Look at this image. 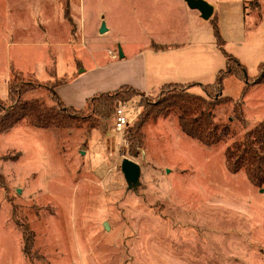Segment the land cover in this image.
Returning <instances> with one entry per match:
<instances>
[{
  "label": "rangeland",
  "instance_id": "obj_1",
  "mask_svg": "<svg viewBox=\"0 0 264 264\" xmlns=\"http://www.w3.org/2000/svg\"><path fill=\"white\" fill-rule=\"evenodd\" d=\"M223 3L211 26L192 35L175 27L174 0H0V98L7 106L11 83L22 99L54 105L50 86L68 79L61 91L76 102L78 87H119L154 43L187 42L174 58L202 76L172 83L207 98L231 96L213 109L214 120L237 132L207 146L182 130L176 112L148 116L147 103L172 86L116 99L115 108L127 107L123 131L114 128V110L97 119L95 100L75 107L91 122L39 128L23 120L0 131V264H264V185L230 171L226 156L264 120V83L245 94L236 76L224 79L223 90L207 86L227 63L214 22L224 49L253 78L264 63V18L252 7L243 13L242 2ZM237 10L240 29L230 27ZM191 40L205 47H190ZM125 158L139 163L137 182L125 177Z\"/></svg>",
  "mask_w": 264,
  "mask_h": 264
},
{
  "label": "trees",
  "instance_id": "obj_2",
  "mask_svg": "<svg viewBox=\"0 0 264 264\" xmlns=\"http://www.w3.org/2000/svg\"><path fill=\"white\" fill-rule=\"evenodd\" d=\"M215 20V18H214ZM214 28L218 39V45L222 48L227 58L226 66L220 69L216 79L207 86L223 90L224 79L228 76H236L244 80L243 94H245L252 85L264 83V63L261 65L260 73L256 77L247 75L246 67L241 61L224 49V40L218 29L217 22H214ZM55 74V71H54ZM59 80L50 86L51 96L56 101L54 105H47L39 98L22 99L21 93L13 90L12 83L9 85V99L13 102L8 106L0 99V131L10 129L22 122L28 121L31 125L39 128L51 127H71L78 126L82 121L91 122L92 116L81 115L78 112L83 109H77L73 106H67L56 87L63 83ZM178 83H165L162 88L172 86L173 90L168 91L154 103H147V115L158 116L160 114H169L176 112L179 116L182 130L189 136L197 139L207 146H212L235 137L237 132L231 129L229 123H217L214 120L213 109L223 102L233 101L231 96H211L209 98L203 95L191 94L185 89H177ZM30 91L25 89L24 93ZM126 91V92H125ZM125 92V93H124ZM105 93V92H103ZM96 94L93 98L87 99V105L91 106L93 100L97 101L94 107V114L97 119L106 118L114 110V102L121 97H131L133 95H142L143 91L130 85H122L114 93ZM222 93V92H221ZM116 105V104H115ZM235 110L243 120V107L236 105ZM227 162L230 171L236 173L244 170L249 180L256 186L264 185V120L257 123L253 128L246 131L242 138L232 142L226 150Z\"/></svg>",
  "mask_w": 264,
  "mask_h": 264
},
{
  "label": "crops",
  "instance_id": "obj_3",
  "mask_svg": "<svg viewBox=\"0 0 264 264\" xmlns=\"http://www.w3.org/2000/svg\"><path fill=\"white\" fill-rule=\"evenodd\" d=\"M206 1L213 6V14L208 19H205L202 16L200 10L191 8L186 0H174L173 6L175 7L174 9L177 14V21L175 22L176 23L175 27H178L179 29H183L187 32H191L192 35L197 34L196 31L197 28L199 29L200 27L208 28V25H210L208 21L214 16L217 17L219 16L221 10L223 9L224 3L223 0H206ZM225 1H228V4L234 3V0H225ZM235 1L240 3L242 2L243 13L246 12L249 9V7H252L253 9H255V11L259 13L260 18H264L263 17L264 14L261 12L262 10H264V0H235ZM173 15L176 17L174 13ZM240 15H241V11L239 10L234 11L233 14L234 19L230 21L231 28H235V29L241 28L242 23L240 22L239 19ZM173 26L174 23L170 25L171 28H173ZM221 29H222V25H221ZM185 44H187V42L186 43L185 42L184 43H179V42L154 43L153 45H151L152 49H154L152 50L153 53L150 52L149 55L146 54L142 55L143 57L138 59V62L134 64V66H132L130 70H128L130 71L131 74L130 75L124 74L122 78H120V80H118L117 82L122 83L120 84V86L125 84L130 85L148 94L159 91L163 84L169 82H191V81L199 82V78H201L202 76L201 75L202 73H200L199 71L202 70L195 69L189 71L186 69L187 64L184 60L181 61L180 59L174 58V55H176L177 57L181 55V49L185 48L186 46ZM188 46L194 48L205 47V43L193 42L191 40V42L188 43ZM172 54L173 56H171ZM196 63L198 65L199 62ZM221 64H223V62L220 61L219 65ZM220 68L221 67H219V69ZM217 69L215 70L216 75L219 70ZM69 83L70 82H68L67 79L65 82L59 84L56 87V91L68 105L78 108L84 107L87 99L93 96L94 94L99 92L112 91L120 87L119 86L114 89H111L108 86L102 87L100 91L94 93L87 92L85 89L83 90L80 87H78V95H79L78 100L74 102V100L71 99L72 98L71 96L61 91V89L64 86L68 85ZM255 85H259V84H255Z\"/></svg>",
  "mask_w": 264,
  "mask_h": 264
},
{
  "label": "water",
  "instance_id": "obj_4",
  "mask_svg": "<svg viewBox=\"0 0 264 264\" xmlns=\"http://www.w3.org/2000/svg\"><path fill=\"white\" fill-rule=\"evenodd\" d=\"M186 1L191 8L200 10L202 16L205 19H208L212 16L213 6L210 3H208L206 0H186ZM106 30L107 27L105 26V24H103L100 31L105 32ZM119 56L120 58L124 57V52L121 47L119 48ZM122 171L124 172L125 177L127 178L128 181L137 182L141 174V167L139 163H137L136 161L130 158H125L122 161Z\"/></svg>",
  "mask_w": 264,
  "mask_h": 264
},
{
  "label": "built area",
  "instance_id": "obj_5",
  "mask_svg": "<svg viewBox=\"0 0 264 264\" xmlns=\"http://www.w3.org/2000/svg\"><path fill=\"white\" fill-rule=\"evenodd\" d=\"M126 112H127L126 103H118L116 105V108H115V124H114V128L117 131H123L125 129L126 125L129 122Z\"/></svg>",
  "mask_w": 264,
  "mask_h": 264
}]
</instances>
